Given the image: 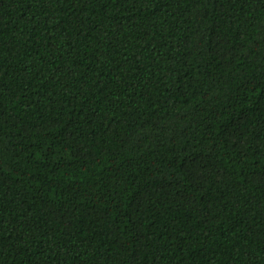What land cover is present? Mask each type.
I'll use <instances>...</instances> for the list:
<instances>
[{
	"label": "trees",
	"instance_id": "1",
	"mask_svg": "<svg viewBox=\"0 0 264 264\" xmlns=\"http://www.w3.org/2000/svg\"><path fill=\"white\" fill-rule=\"evenodd\" d=\"M0 264H264V0H0Z\"/></svg>",
	"mask_w": 264,
	"mask_h": 264
}]
</instances>
